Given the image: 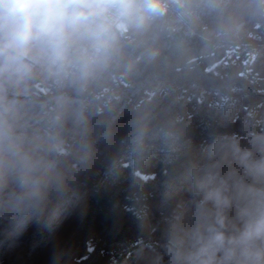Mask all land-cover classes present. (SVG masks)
Masks as SVG:
<instances>
[{"label": "clouds", "instance_id": "obj_1", "mask_svg": "<svg viewBox=\"0 0 264 264\" xmlns=\"http://www.w3.org/2000/svg\"><path fill=\"white\" fill-rule=\"evenodd\" d=\"M260 88L264 0H0V228L43 226L61 264L91 181L128 168L136 264H264Z\"/></svg>", "mask_w": 264, "mask_h": 264}, {"label": "trees", "instance_id": "obj_2", "mask_svg": "<svg viewBox=\"0 0 264 264\" xmlns=\"http://www.w3.org/2000/svg\"><path fill=\"white\" fill-rule=\"evenodd\" d=\"M232 56L228 54L226 61ZM239 60L240 57L236 59ZM255 103H261L260 107L264 108V88L255 93ZM247 108L249 101L245 100L240 114H246ZM193 133L197 144L207 139L206 130L195 118ZM142 175L146 184L153 183L152 222L158 224L162 211V161L154 160ZM129 176L128 168L118 177L101 171L91 181L86 211L82 215L74 213L62 226L64 255L61 264H136L137 254L148 237L139 230L134 213L130 211L131 203L127 200ZM6 234L0 228V242L6 238L0 252V264H53L50 233L43 226L31 224L22 233ZM159 237L160 231H157L153 239ZM140 238L143 240L137 242Z\"/></svg>", "mask_w": 264, "mask_h": 264}, {"label": "built area", "instance_id": "obj_3", "mask_svg": "<svg viewBox=\"0 0 264 264\" xmlns=\"http://www.w3.org/2000/svg\"><path fill=\"white\" fill-rule=\"evenodd\" d=\"M239 56L236 55V54H233L232 58L230 60H227L226 62H232V61H236V59L238 58ZM256 106L257 107H260L261 106V103H256ZM248 111V108L246 109ZM148 239V238H147ZM143 239L140 238L138 240H136L137 242H141Z\"/></svg>", "mask_w": 264, "mask_h": 264}, {"label": "rangeland", "instance_id": "obj_4", "mask_svg": "<svg viewBox=\"0 0 264 264\" xmlns=\"http://www.w3.org/2000/svg\"><path fill=\"white\" fill-rule=\"evenodd\" d=\"M8 233V232H7ZM9 234V233H8ZM8 234H6L5 236H7ZM6 238H2V240H1V242H0V252H1V248H2V246L4 245V240H5Z\"/></svg>", "mask_w": 264, "mask_h": 264}]
</instances>
